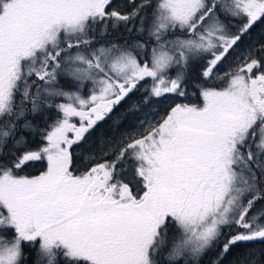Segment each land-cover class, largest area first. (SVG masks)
Returning a JSON list of instances; mask_svg holds the SVG:
<instances>
[{"label":"snow or ice","instance_id":"snow-or-ice-1","mask_svg":"<svg viewBox=\"0 0 264 264\" xmlns=\"http://www.w3.org/2000/svg\"><path fill=\"white\" fill-rule=\"evenodd\" d=\"M256 241L264 0H0V264H226Z\"/></svg>","mask_w":264,"mask_h":264},{"label":"trees","instance_id":"trees-1","mask_svg":"<svg viewBox=\"0 0 264 264\" xmlns=\"http://www.w3.org/2000/svg\"><path fill=\"white\" fill-rule=\"evenodd\" d=\"M261 36V31L257 29L253 33V37L255 39H259ZM136 37L134 35H129L126 32H115L111 36L108 37V39H115L117 42H122L123 40H133ZM195 74V72L193 73ZM136 98H134V101ZM133 101V102H134ZM181 102H188L187 100H181L177 98L175 100V103H181ZM193 102L201 103V100L199 97L195 98ZM172 103L171 101L159 104L155 106L154 110H159L163 112L166 110L169 106V104ZM119 117H124L126 115V108H121L119 113L117 114ZM118 121H113L109 123H103L97 129L92 133L91 137L88 139V142L84 144L82 147L76 149V158L77 163H80V161L90 156L91 154H94L96 151H98V145L101 140L107 139L108 137H111L115 134V128L114 123ZM135 117L129 116L127 124L125 125L130 126L131 124L135 123ZM46 168V162H36L33 166L27 168L22 174L24 175H38L41 172H43ZM83 170V169H82ZM249 249H255V250H264V242L256 241L247 246V248H240L234 251L226 261V264H231L233 260H238L243 256V254L248 251ZM215 253H209L203 260V264H211V260L214 258Z\"/></svg>","mask_w":264,"mask_h":264}]
</instances>
